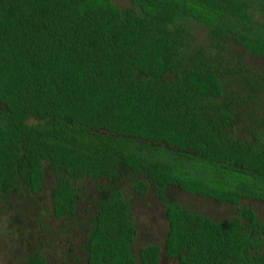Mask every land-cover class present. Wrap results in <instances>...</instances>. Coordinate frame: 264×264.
<instances>
[{
  "label": "trees",
  "instance_id": "trees-1",
  "mask_svg": "<svg viewBox=\"0 0 264 264\" xmlns=\"http://www.w3.org/2000/svg\"><path fill=\"white\" fill-rule=\"evenodd\" d=\"M229 41L264 60V0H0V197L49 176L52 213L74 216L79 180L103 179L82 207L84 264H159L162 251L177 264H264V221L240 203H264V71L234 63ZM124 181L161 200V245L133 249ZM166 186L233 213L192 211ZM22 264L47 260L32 251Z\"/></svg>",
  "mask_w": 264,
  "mask_h": 264
},
{
  "label": "rangeland",
  "instance_id": "rangeland-1",
  "mask_svg": "<svg viewBox=\"0 0 264 264\" xmlns=\"http://www.w3.org/2000/svg\"><path fill=\"white\" fill-rule=\"evenodd\" d=\"M113 1L120 5L130 3V0ZM189 28L193 41L201 44L209 42V31L206 27L192 21L189 22ZM225 47V51H232L234 63L250 67L255 72L264 71V60L258 54L242 48L233 41L226 43ZM262 82L264 83V77ZM257 101L264 105V86ZM37 120L36 117L30 118V121ZM242 124L243 121L237 122L235 135L246 134ZM102 182L103 179L90 177L79 180L83 189V198L76 202L77 213L74 216L57 217L52 213L49 198L52 182L49 176L35 193L25 191L21 193V198H17L15 191L8 195L6 200L0 197V264H22L25 256L32 251L42 253L47 264H84L80 244L89 209L86 212L82 207L87 205L85 198L93 196L95 187ZM121 186L129 201L136 226V234L132 241L133 249L148 242L161 245L167 221L163 204L154 189L150 186L144 194L139 195L127 182L124 181ZM164 193L168 199L180 202L188 209L214 219L228 218L233 213V207L228 203H219L209 197L187 193L174 186H166ZM240 202L256 206V215L264 221V203L253 199H242ZM159 264H177V261L175 258L167 257L162 251Z\"/></svg>",
  "mask_w": 264,
  "mask_h": 264
},
{
  "label": "flooded vegetation",
  "instance_id": "flooded-vegetation-1",
  "mask_svg": "<svg viewBox=\"0 0 264 264\" xmlns=\"http://www.w3.org/2000/svg\"><path fill=\"white\" fill-rule=\"evenodd\" d=\"M246 199H249V198H246ZM254 200V199H253ZM257 201V200H256ZM259 201V200H258ZM259 202H261V201H259ZM241 203V202H240ZM261 203H263V202H261ZM241 204H243V203H241ZM245 205H249V204H245ZM249 206H251L253 209H255V207H254V205H249Z\"/></svg>",
  "mask_w": 264,
  "mask_h": 264
}]
</instances>
